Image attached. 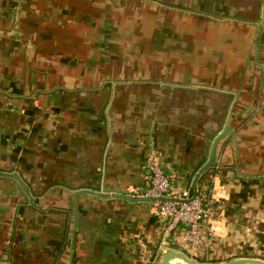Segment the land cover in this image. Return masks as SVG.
Listing matches in <instances>:
<instances>
[{"label": "crops", "instance_id": "crops-1", "mask_svg": "<svg viewBox=\"0 0 264 264\" xmlns=\"http://www.w3.org/2000/svg\"><path fill=\"white\" fill-rule=\"evenodd\" d=\"M220 127L197 249L155 202L83 189L137 197L151 161L191 188ZM169 251L264 259V0H0V264Z\"/></svg>", "mask_w": 264, "mask_h": 264}, {"label": "built area", "instance_id": "built-area-1", "mask_svg": "<svg viewBox=\"0 0 264 264\" xmlns=\"http://www.w3.org/2000/svg\"><path fill=\"white\" fill-rule=\"evenodd\" d=\"M148 180V188L137 197L155 202L160 218L170 219L173 224L184 223L187 226L184 240L195 249L211 241L216 232L215 211L211 200L200 195L199 188L194 197H191V188H173L171 178L154 161L149 164Z\"/></svg>", "mask_w": 264, "mask_h": 264}, {"label": "water", "instance_id": "water-1", "mask_svg": "<svg viewBox=\"0 0 264 264\" xmlns=\"http://www.w3.org/2000/svg\"><path fill=\"white\" fill-rule=\"evenodd\" d=\"M225 133H227V131H226V129L224 130L223 127H220L218 129V131H216V133L214 134V136L212 138L211 153L209 154V156H205L204 159L201 160L198 163V165L196 166L195 176H194L192 187H191V197H194L197 195V190L199 188L198 179H199L200 175L212 165V162L215 158L216 151H217V143L223 137V135H225ZM83 189H84V191H89L92 194H100L102 196L121 197V198L128 199L130 201H149L148 199L133 197V196H130L126 193H120V192H115L113 194H111V193H97V192L101 191L100 187L89 186V187H85ZM83 189H77L80 191H76V192H81V190H83ZM73 190H75V189H73ZM175 258H179L187 264H196L187 256H185L179 252H176V251H169V252L165 253L163 255L162 259L160 260L159 264H167L170 260L175 259ZM220 264H264V259L255 258V257H253V258L248 257V258H240V259H235V260H231V261H226V262H223Z\"/></svg>", "mask_w": 264, "mask_h": 264}]
</instances>
